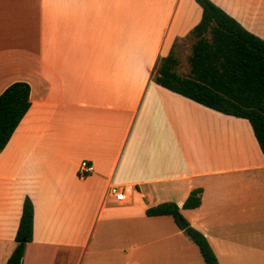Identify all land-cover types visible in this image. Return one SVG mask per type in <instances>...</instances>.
Returning <instances> with one entry per match:
<instances>
[{"label":"crops","instance_id":"1","mask_svg":"<svg viewBox=\"0 0 264 264\" xmlns=\"http://www.w3.org/2000/svg\"><path fill=\"white\" fill-rule=\"evenodd\" d=\"M210 1L264 40V0ZM201 15L195 0H0V94L26 82L31 103L0 152V264L26 197L21 264H179L194 243L172 217L146 215L163 203L218 264L234 252L264 264V156L251 126L152 78ZM82 161L94 170L79 178ZM195 189L200 206L183 210Z\"/></svg>","mask_w":264,"mask_h":264},{"label":"trees","instance_id":"2","mask_svg":"<svg viewBox=\"0 0 264 264\" xmlns=\"http://www.w3.org/2000/svg\"><path fill=\"white\" fill-rule=\"evenodd\" d=\"M195 2L202 15L189 34L196 39L187 59L189 73L181 76L175 71L178 61L171 49L168 56L159 60V67H155L153 81L212 111L246 120L264 156V40L247 31L210 0ZM29 95L26 82H15L0 94V152L29 110ZM201 193V189L191 191L181 208H198ZM146 215L170 216L178 227L179 220L183 219L174 203L149 208ZM184 232L197 246L204 264H218L201 232L189 225ZM32 233L33 204L26 197L14 237L16 245L5 264H21Z\"/></svg>","mask_w":264,"mask_h":264},{"label":"rangeland","instance_id":"3","mask_svg":"<svg viewBox=\"0 0 264 264\" xmlns=\"http://www.w3.org/2000/svg\"><path fill=\"white\" fill-rule=\"evenodd\" d=\"M195 41V37L193 35H189L185 39L177 41L174 46L173 55L178 61V65L175 68V71L181 76H186L189 73V65L187 59L191 53V46ZM159 65L160 61L157 63V68L159 67ZM261 211L264 213V201L261 202ZM234 253L235 257L233 258L221 255L220 264H254V262L247 261L245 255H240L236 252ZM157 262L158 260L153 258L143 264H157ZM179 264H204L201 256L199 255L197 246L192 244L191 248H187L186 250L181 249V258L179 259Z\"/></svg>","mask_w":264,"mask_h":264},{"label":"built area","instance_id":"4","mask_svg":"<svg viewBox=\"0 0 264 264\" xmlns=\"http://www.w3.org/2000/svg\"><path fill=\"white\" fill-rule=\"evenodd\" d=\"M93 165L89 164L86 161H82L79 164V170H78V175L79 178H84L86 177L88 174L93 172ZM109 194L114 197V199L121 203L123 201H125V194H124V190H121L117 187H111L109 190Z\"/></svg>","mask_w":264,"mask_h":264},{"label":"water","instance_id":"5","mask_svg":"<svg viewBox=\"0 0 264 264\" xmlns=\"http://www.w3.org/2000/svg\"><path fill=\"white\" fill-rule=\"evenodd\" d=\"M179 224L182 230H185L187 228V223L183 219L179 220Z\"/></svg>","mask_w":264,"mask_h":264},{"label":"bare ground","instance_id":"6","mask_svg":"<svg viewBox=\"0 0 264 264\" xmlns=\"http://www.w3.org/2000/svg\"><path fill=\"white\" fill-rule=\"evenodd\" d=\"M211 129V128H210ZM229 129V128H228ZM231 130V129H230ZM211 131V130H210ZM226 131H227V129H226ZM221 133V132H220ZM230 134V133H229ZM233 134V133H232ZM226 135H227V133H226ZM243 135H245V134H243ZM242 136V135H241ZM243 137V136H242ZM249 139V138H248ZM242 140H245V139H242ZM198 142V141H197ZM245 142V141H244ZM240 143V142H239ZM229 144V143H228ZM200 145V144H199ZM198 145V146H199ZM236 145V144H235ZM235 145H234V147H235ZM231 152V151H230Z\"/></svg>","mask_w":264,"mask_h":264}]
</instances>
